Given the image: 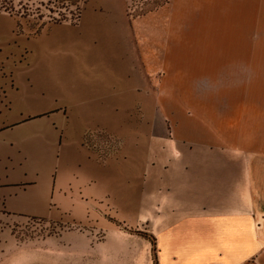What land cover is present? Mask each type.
I'll list each match as a JSON object with an SVG mask.
<instances>
[{"label":"crops","instance_id":"0c3cea01","mask_svg":"<svg viewBox=\"0 0 264 264\" xmlns=\"http://www.w3.org/2000/svg\"><path fill=\"white\" fill-rule=\"evenodd\" d=\"M130 4L85 0L77 21L38 33L0 12V217L89 223L101 264H155L132 230L155 236L158 264H264V148L224 139L242 135V116L176 96L154 103L190 111L157 115L171 124L149 140L120 123L147 104L151 79L180 89V74L212 71L202 58L256 55L236 42L252 40L241 32L259 0H169L142 15ZM96 127L120 149L91 147ZM82 235L0 241V260L11 249V264H66Z\"/></svg>","mask_w":264,"mask_h":264},{"label":"rangeland","instance_id":"374dc122","mask_svg":"<svg viewBox=\"0 0 264 264\" xmlns=\"http://www.w3.org/2000/svg\"><path fill=\"white\" fill-rule=\"evenodd\" d=\"M83 1L85 0H0V12H9L18 16L19 31L26 29L38 33L48 23L77 21ZM168 1L131 0L130 7L132 14L142 15L156 10ZM4 4H7L9 11L1 8ZM251 23L252 26H247V29H243L241 33L243 36H250L252 40L237 41L236 47L248 48L253 53L257 52L252 57L202 58L200 61L205 66H213L212 71L208 73L188 72L182 74V77L180 74L178 81H181L183 85L180 89L175 88V83L168 80L162 89L156 90L151 87L152 83H150L155 74L148 73L151 80L146 89L147 104L134 106L132 118L129 121L120 122L125 132L133 135L130 139H145L134 136L140 131L146 133V139L149 140L150 135L155 134L156 130L165 131L169 128L170 121L157 120L156 116L160 113L165 115L190 111L187 106L183 105L154 103L156 98L163 97V100L170 101L172 97L182 96L194 101L193 105L188 106L192 108L191 110L203 113L216 109V112L220 110L228 118L235 115L242 116V135L227 136L224 138L226 143L233 144L237 140L244 146L264 148V0H259V9L253 10ZM209 102L218 104L210 106ZM227 123L233 124L234 122H230L228 119ZM238 124L240 121L237 120ZM86 139L89 145L102 155H106L107 151L116 152L120 149L122 140L100 127L89 130L86 133ZM107 142L110 144L109 146ZM91 229L92 226L89 223L81 225L64 220L48 221L40 218L0 217V241L2 242L36 241L69 230L84 232V235L77 241L79 248L75 250L67 246L62 252L66 255V264H101L102 250L93 249L92 245L102 235L97 232L95 237H92ZM132 231L140 235L146 232L143 230ZM150 241L154 258V246L152 240ZM4 251L5 255L0 260V264H11L12 250ZM248 262L249 264H258L255 260Z\"/></svg>","mask_w":264,"mask_h":264},{"label":"trees","instance_id":"16d2710c","mask_svg":"<svg viewBox=\"0 0 264 264\" xmlns=\"http://www.w3.org/2000/svg\"><path fill=\"white\" fill-rule=\"evenodd\" d=\"M12 3V2H10ZM3 10H6V11H9L8 7H7V4H4L2 5ZM145 237H148L150 238V240H152L153 242V246H154V258H155V264H158V261H157V247H156V239H155V236L149 232H144L143 234ZM243 264H249V262H245Z\"/></svg>","mask_w":264,"mask_h":264}]
</instances>
